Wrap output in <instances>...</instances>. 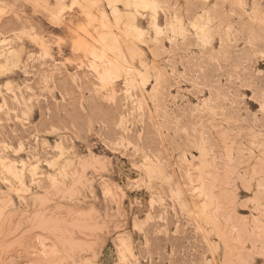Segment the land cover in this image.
Listing matches in <instances>:
<instances>
[{"label": "rangeland", "instance_id": "obj_1", "mask_svg": "<svg viewBox=\"0 0 264 264\" xmlns=\"http://www.w3.org/2000/svg\"><path fill=\"white\" fill-rule=\"evenodd\" d=\"M0 264H264V0H0Z\"/></svg>", "mask_w": 264, "mask_h": 264}, {"label": "bare ground", "instance_id": "obj_2", "mask_svg": "<svg viewBox=\"0 0 264 264\" xmlns=\"http://www.w3.org/2000/svg\"><path fill=\"white\" fill-rule=\"evenodd\" d=\"M99 75H101V74H99ZM108 76H109V74H108ZM110 77V76H109Z\"/></svg>", "mask_w": 264, "mask_h": 264}]
</instances>
